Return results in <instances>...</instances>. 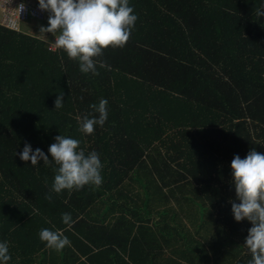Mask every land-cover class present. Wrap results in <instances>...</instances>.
Wrapping results in <instances>:
<instances>
[{
  "label": "trees",
  "instance_id": "obj_1",
  "mask_svg": "<svg viewBox=\"0 0 264 264\" xmlns=\"http://www.w3.org/2000/svg\"><path fill=\"white\" fill-rule=\"evenodd\" d=\"M129 42L98 57L99 75L39 38L0 25V242L8 264H249L231 162L264 154V0H129ZM99 62L108 68L99 67ZM64 94V104L55 100ZM108 119L80 131L90 105ZM79 118V119H78ZM102 162V184L52 190L55 137ZM51 195L52 199H46ZM71 214L68 227L62 214ZM61 229L57 251L39 238Z\"/></svg>",
  "mask_w": 264,
  "mask_h": 264
},
{
  "label": "clouds",
  "instance_id": "obj_2",
  "mask_svg": "<svg viewBox=\"0 0 264 264\" xmlns=\"http://www.w3.org/2000/svg\"><path fill=\"white\" fill-rule=\"evenodd\" d=\"M38 3L40 11L49 13V26H41L39 35L47 40V34L51 33L55 37L54 42L50 41L52 50L61 49L70 59L78 60L80 71L85 74L99 75L97 58L110 47L126 46L138 20L133 7L129 6V0H38ZM25 8V4L21 3L18 10L23 13ZM255 14L261 17L264 11L258 8ZM99 67L109 66L99 62ZM63 104L64 94L61 93L55 100V109L62 108ZM107 106L108 101L103 98L98 105H90L99 114L98 118L85 117L80 131L91 135L97 125L103 127L108 119ZM55 141L48 150L51 160L41 149L33 151L28 144L19 158L26 163L30 161L33 166L41 161L45 165L54 161L58 169L52 190L57 194L102 184L103 165L98 153L92 151L86 154L78 139L59 135ZM231 168L239 201L231 202L234 218L237 222L248 220L253 225L246 237V247L252 256L249 264H264V154L252 149L243 159L236 155ZM46 199L51 200V195ZM62 221L68 227L75 223L69 213L62 214ZM39 238L47 247L57 251L71 244L61 229H41ZM10 260L8 243L0 242V264H8Z\"/></svg>",
  "mask_w": 264,
  "mask_h": 264
},
{
  "label": "built area",
  "instance_id": "obj_3",
  "mask_svg": "<svg viewBox=\"0 0 264 264\" xmlns=\"http://www.w3.org/2000/svg\"><path fill=\"white\" fill-rule=\"evenodd\" d=\"M23 3L26 8L23 13L18 10ZM46 12L39 10V5H35L27 0H0V25L11 31H20V25L30 20H44Z\"/></svg>",
  "mask_w": 264,
  "mask_h": 264
},
{
  "label": "crops",
  "instance_id": "obj_4",
  "mask_svg": "<svg viewBox=\"0 0 264 264\" xmlns=\"http://www.w3.org/2000/svg\"><path fill=\"white\" fill-rule=\"evenodd\" d=\"M27 1H29V2H31L33 4H35V5H39L38 0H27ZM48 17H49V13L46 12V18L42 22L41 21H35V20H30V21H27V22H23L20 25V30H21V32H23V29L29 31L30 32V36L44 40L48 44V47L50 49H54V48H51L50 47V41L54 42V40H55V37L51 33H48L47 34V40L46 39H43L39 34H35V32L37 30H39V26H40V25H36V23H45L44 26H46V27L49 26L48 25ZM35 25H36L37 28L34 27ZM32 32L34 34H32Z\"/></svg>",
  "mask_w": 264,
  "mask_h": 264
},
{
  "label": "rangeland",
  "instance_id": "obj_5",
  "mask_svg": "<svg viewBox=\"0 0 264 264\" xmlns=\"http://www.w3.org/2000/svg\"><path fill=\"white\" fill-rule=\"evenodd\" d=\"M35 23H36V22H35ZM46 23H47V22H46ZM36 25H40V26H39V30H37V31L35 32V34H40V27H41V26H44L45 23H36ZM36 25L34 26L35 28H37ZM44 27H46V26H44ZM23 32H24V34L30 35V32L27 31V30H25V29H23ZM32 34H34V33L32 32Z\"/></svg>",
  "mask_w": 264,
  "mask_h": 264
}]
</instances>
